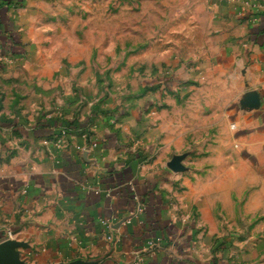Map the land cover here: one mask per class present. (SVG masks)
I'll list each match as a JSON object with an SVG mask.
<instances>
[{"label":"crops","instance_id":"crops-1","mask_svg":"<svg viewBox=\"0 0 264 264\" xmlns=\"http://www.w3.org/2000/svg\"><path fill=\"white\" fill-rule=\"evenodd\" d=\"M23 1L0 0V54L11 58L24 53L4 50H23L10 18ZM200 1L187 7L197 6V20L183 22L196 33L181 60L190 77L229 78L238 149L217 150L213 164L177 175L170 160L146 163L153 148L141 138L131 143L110 119L0 116V242L10 232L24 243L20 260L264 264V0ZM62 126L70 134L58 148Z\"/></svg>","mask_w":264,"mask_h":264},{"label":"rangeland","instance_id":"rangeland-1","mask_svg":"<svg viewBox=\"0 0 264 264\" xmlns=\"http://www.w3.org/2000/svg\"><path fill=\"white\" fill-rule=\"evenodd\" d=\"M23 3L10 18L24 53L0 54L7 63L0 72V116L29 123L41 115L73 122L110 119L109 127L118 124L131 143L141 138L153 148L142 158L146 163L174 161L177 175L213 164L217 150L238 149L229 125V78L210 71L190 77L181 60L189 34L196 33L184 23L197 20V6L187 7L201 1ZM164 147L170 150L156 154Z\"/></svg>","mask_w":264,"mask_h":264},{"label":"water","instance_id":"water-1","mask_svg":"<svg viewBox=\"0 0 264 264\" xmlns=\"http://www.w3.org/2000/svg\"><path fill=\"white\" fill-rule=\"evenodd\" d=\"M256 101V98L253 100ZM169 169L173 172H178L179 168L176 162L171 161L168 165ZM26 245L22 242H18L12 239H6L0 242V264H27L20 260L18 249H25ZM55 264H96V263H89L83 262L80 260H76L69 263H55Z\"/></svg>","mask_w":264,"mask_h":264},{"label":"built area","instance_id":"built-area-1","mask_svg":"<svg viewBox=\"0 0 264 264\" xmlns=\"http://www.w3.org/2000/svg\"><path fill=\"white\" fill-rule=\"evenodd\" d=\"M68 132L65 130V129H60L59 132H58V136L55 138L54 140V143H63V142H67V138H68ZM87 135H84V138H86ZM50 141H44L43 144L46 145V144H49ZM96 148V144L95 143H91L89 145H87L86 147H84L82 150L85 151V152H89L90 150ZM139 209V212H141L142 210V207L140 205V207L138 208ZM11 233L8 232L7 233V239H10L11 238Z\"/></svg>","mask_w":264,"mask_h":264},{"label":"trees","instance_id":"trees-1","mask_svg":"<svg viewBox=\"0 0 264 264\" xmlns=\"http://www.w3.org/2000/svg\"><path fill=\"white\" fill-rule=\"evenodd\" d=\"M3 47H5V46H3ZM17 49H20V48L17 47ZM4 50H6L8 52H11L13 54H21V53H23V50L22 49H21V52L20 53H18L16 51H13L11 48H8V49L4 48ZM62 125H63V123H62ZM66 127H67V125H66ZM66 127L62 126L60 129H65L67 132H69L68 128H66Z\"/></svg>","mask_w":264,"mask_h":264}]
</instances>
